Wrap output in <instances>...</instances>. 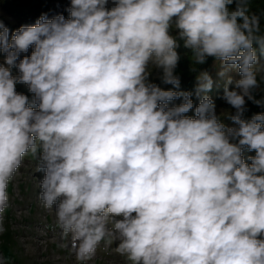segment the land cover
<instances>
[{
	"label": "clouds",
	"instance_id": "9594fccd",
	"mask_svg": "<svg viewBox=\"0 0 264 264\" xmlns=\"http://www.w3.org/2000/svg\"><path fill=\"white\" fill-rule=\"evenodd\" d=\"M67 11L11 38L0 21V213L30 156L44 173L39 200L81 264L114 240L130 264H264V113L242 118L246 97L264 105L251 92L264 12L249 0H70ZM178 41L195 64L238 68L222 97L235 127L201 95L213 86L207 71L195 118L185 115L193 92L149 80L154 67L179 89Z\"/></svg>",
	"mask_w": 264,
	"mask_h": 264
},
{
	"label": "rangeland",
	"instance_id": "374dc122",
	"mask_svg": "<svg viewBox=\"0 0 264 264\" xmlns=\"http://www.w3.org/2000/svg\"><path fill=\"white\" fill-rule=\"evenodd\" d=\"M153 68L150 67V70ZM231 70L238 71V68ZM261 70L259 68L257 75ZM237 77L230 84L231 89L234 82L240 79L239 72ZM222 102L226 103L224 100ZM225 105L230 108L229 111H235L227 103ZM220 109L224 111V107ZM43 176V172L36 171L35 159L25 156L9 182V204L0 213V223L4 229L0 232V264H81L69 248L62 246L66 241L61 239L55 210L45 209L39 200V183ZM118 243V240L110 244L102 241L95 256L83 264H130L125 256L116 252Z\"/></svg>",
	"mask_w": 264,
	"mask_h": 264
},
{
	"label": "trees",
	"instance_id": "16d2710c",
	"mask_svg": "<svg viewBox=\"0 0 264 264\" xmlns=\"http://www.w3.org/2000/svg\"><path fill=\"white\" fill-rule=\"evenodd\" d=\"M70 7V0H0V21L9 29V38H11L12 32L18 30L21 26H34L42 14H47L48 18L51 19L55 15L63 14L65 18L69 17L67 9ZM235 8V4L230 6ZM249 9L251 12L257 14L264 12V0H249ZM261 29L264 30V17L261 18ZM172 34H176V30H172ZM180 46L177 51L180 56L178 66L175 69V75L180 78L179 89L174 88L172 85L164 84L162 82V72L159 69L153 68L150 70L149 80L152 83L159 85L164 90H174V91H190L193 92V109L186 113V116L195 118V107L199 104V99L195 95V87L197 82V77L201 72L207 71L213 80V86L207 93H202L201 95H208L216 105V114L218 119L228 127L235 126L231 119V115L235 114V111H229L223 103V94L225 87L227 86L230 90L229 79L232 82L237 77L238 71L225 70L224 66L216 61L215 58H207L204 64H195L193 53L190 49H186L183 46L182 41H178ZM254 48L257 49L258 64L255 66L258 69L262 68L261 72L257 75L258 87L251 90L252 95L256 100H264V56H260L259 47L254 43ZM30 47L27 53H21L20 59L24 56H30L32 52ZM4 61V54L0 53V63ZM19 61H17L18 63ZM262 62V63H261ZM7 66V65H5ZM224 75H220L221 72ZM18 70L13 69V75H18ZM16 91L18 93L28 96L29 102L33 99L34 94L31 93L26 84L17 83ZM182 102L180 100H175L169 102V106L178 105ZM221 107H224V111H221ZM246 111L243 114L244 119H251L254 114L264 113V105H257L253 103L252 100L246 99ZM249 156H255V151H248L246 148L243 151V157L247 163H251L248 160Z\"/></svg>",
	"mask_w": 264,
	"mask_h": 264
}]
</instances>
